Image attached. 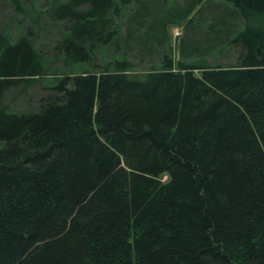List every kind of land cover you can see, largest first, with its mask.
<instances>
[{
	"label": "trees",
	"instance_id": "16d2710c",
	"mask_svg": "<svg viewBox=\"0 0 264 264\" xmlns=\"http://www.w3.org/2000/svg\"><path fill=\"white\" fill-rule=\"evenodd\" d=\"M4 1L0 264H264V0ZM205 6L234 63L153 52Z\"/></svg>",
	"mask_w": 264,
	"mask_h": 264
},
{
	"label": "rangeland",
	"instance_id": "374dc122",
	"mask_svg": "<svg viewBox=\"0 0 264 264\" xmlns=\"http://www.w3.org/2000/svg\"><path fill=\"white\" fill-rule=\"evenodd\" d=\"M30 3H34L36 0H27ZM141 1V0H140ZM213 2H218L221 3L220 0H212ZM8 1H4V0H0V28L3 29L6 24L9 23L10 19L12 18V16L14 15V10H13V6L9 3H7ZM40 3H43V1L40 0ZM38 5V4H36ZM175 3L173 0H168V3L165 5L164 10L165 12H169L170 10L174 9ZM219 6V10L216 9V11H219L224 9V4H218ZM210 8V6H205L204 10H202L198 16L189 24V20H185L181 23H179V25H171L168 26L167 28V37L166 41H165V45L162 48H157L156 50H154L153 52H169V50H171L172 52V57H174V63L177 62V60L180 59V54L179 52H181V49H186L188 47H192V48H202L204 46V40L206 39L205 37V32L206 35H212L207 33V29L210 26V23L212 25L215 24V22L212 20V13L210 11V19L207 20L205 19V22L202 23V16L206 11H208ZM158 13V15H160L162 12H160L159 8L156 11ZM167 14V13H166ZM162 15V14H161ZM169 15V14H168ZM209 17V16H207ZM237 20V19H235ZM233 21V19L231 20V22ZM230 22V23H231ZM15 25V24H14ZM15 28V26H13ZM216 30L219 29V27L215 28ZM216 30H214V33L216 34ZM16 30H14L13 32L15 33ZM36 31V30H35ZM122 31H123V26L121 27L120 31L117 33V36L120 35L122 36ZM55 32L52 30V28H46L44 30L43 35H39V40L42 41L43 43H41L42 45H44L46 48L47 46H50L52 44V39L55 37ZM15 35V34H14ZM47 39V40H46ZM207 49V50H205ZM204 50V51H203ZM115 50L110 47L107 48V50H101V52H99L96 56L95 59V64L93 65L92 71H96L97 69H101L102 67H104L106 65V63L108 62H112L113 60H115L117 57V55H115ZM128 55V62H130L133 65V70L134 71H144V70H148L151 67L157 69L158 65H157V56H149V55H144L143 58L141 55H139V51L138 50H126L125 47L122 46V48H120L119 54L118 55H122L123 53H126ZM189 52V51H188ZM201 52H211L210 54H206V56L204 57H197V56H191L188 59H186V63L187 64H196V63H200L202 60H204V62H206L208 65H214V64H219V65H229L234 63L235 57H236V52L237 50H233L230 48H218L217 46L213 45L212 47H203ZM221 52V53H219ZM111 64V63H108ZM57 70H59L58 72H62L60 71L59 67H60V63H56L54 64ZM176 67L174 66V69ZM195 74L198 76L199 72L195 71ZM50 80V79H49ZM37 92L36 89H31L29 90V94L30 96L34 95ZM20 99V98H19ZM15 108H17V110H25L28 106L26 99L25 98H21L19 101H17L15 103Z\"/></svg>",
	"mask_w": 264,
	"mask_h": 264
}]
</instances>
